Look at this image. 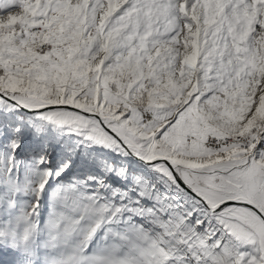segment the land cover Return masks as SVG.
I'll use <instances>...</instances> for the list:
<instances>
[{"label": "snow or ice", "instance_id": "6c2138e0", "mask_svg": "<svg viewBox=\"0 0 264 264\" xmlns=\"http://www.w3.org/2000/svg\"><path fill=\"white\" fill-rule=\"evenodd\" d=\"M0 264H264V0H0Z\"/></svg>", "mask_w": 264, "mask_h": 264}]
</instances>
